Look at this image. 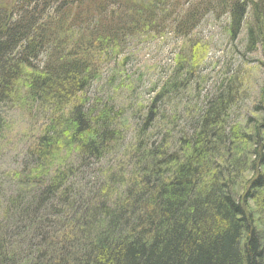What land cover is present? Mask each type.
I'll use <instances>...</instances> for the list:
<instances>
[{
  "label": "trees",
  "instance_id": "1",
  "mask_svg": "<svg viewBox=\"0 0 264 264\" xmlns=\"http://www.w3.org/2000/svg\"><path fill=\"white\" fill-rule=\"evenodd\" d=\"M207 20L230 62L204 61ZM168 35L158 81L112 97ZM10 108L44 125L0 200V264H264V0H0V141Z\"/></svg>",
  "mask_w": 264,
  "mask_h": 264
},
{
  "label": "rangeland",
  "instance_id": "2",
  "mask_svg": "<svg viewBox=\"0 0 264 264\" xmlns=\"http://www.w3.org/2000/svg\"><path fill=\"white\" fill-rule=\"evenodd\" d=\"M223 24L224 22L216 23L213 20H207L202 22L193 33V39L198 41V43H202L209 51L204 61L213 65L218 62L220 52L224 53L220 62L226 63L234 59L228 49L229 41L227 40V36L219 28ZM181 46V41L170 35L162 40L146 39L142 44L131 49L128 55L129 60L123 67L115 68L114 82L106 89L110 88L109 93L116 100L123 99L125 104L130 105V100L133 97L135 98L136 93L143 94L150 85L158 81L163 71H166L171 65L169 61L174 60L177 50L181 49ZM251 57L253 59H260L261 56L254 54ZM251 69L253 70L250 77L253 78L252 82L255 81L253 89H257L262 76L255 66H251ZM110 79L108 80L109 82ZM140 98L144 100L142 95ZM3 119L4 131L0 141V200L13 192L14 174L20 169L22 159L34 141L33 138L41 132L44 125L41 120L36 122L31 121L26 113L15 108H10L4 114ZM121 124L125 132L124 144L127 145L137 126L136 121L130 120L126 115L122 119ZM107 162L109 161H103L100 166Z\"/></svg>",
  "mask_w": 264,
  "mask_h": 264
}]
</instances>
